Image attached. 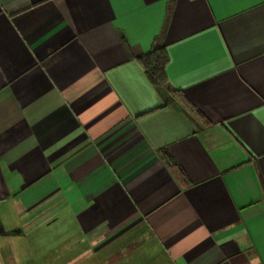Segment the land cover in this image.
I'll return each instance as SVG.
<instances>
[{
  "label": "crops",
  "instance_id": "1",
  "mask_svg": "<svg viewBox=\"0 0 264 264\" xmlns=\"http://www.w3.org/2000/svg\"><path fill=\"white\" fill-rule=\"evenodd\" d=\"M0 264H264V0H0Z\"/></svg>",
  "mask_w": 264,
  "mask_h": 264
},
{
  "label": "trees",
  "instance_id": "2",
  "mask_svg": "<svg viewBox=\"0 0 264 264\" xmlns=\"http://www.w3.org/2000/svg\"><path fill=\"white\" fill-rule=\"evenodd\" d=\"M137 60L144 67L148 79L154 86L167 87V81L165 76V65L167 63V55L163 47H158L155 45L149 52L137 57ZM173 93L178 97L181 104L195 119H197L203 125L207 124L203 116L182 97L180 91H173ZM163 157L165 165L167 166L171 174L174 176L175 180L179 183V185L182 188L189 187V180L187 179L184 172L180 169V167L174 162L172 157L166 153Z\"/></svg>",
  "mask_w": 264,
  "mask_h": 264
}]
</instances>
